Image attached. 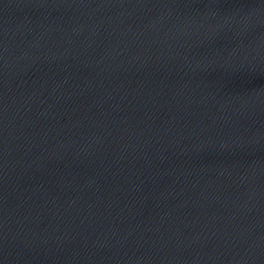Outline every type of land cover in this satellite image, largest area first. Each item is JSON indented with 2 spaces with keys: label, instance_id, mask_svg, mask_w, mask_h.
Returning <instances> with one entry per match:
<instances>
[{
  "label": "water",
  "instance_id": "water-1",
  "mask_svg": "<svg viewBox=\"0 0 264 264\" xmlns=\"http://www.w3.org/2000/svg\"><path fill=\"white\" fill-rule=\"evenodd\" d=\"M0 264H264V0H0Z\"/></svg>",
  "mask_w": 264,
  "mask_h": 264
}]
</instances>
